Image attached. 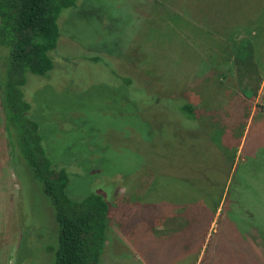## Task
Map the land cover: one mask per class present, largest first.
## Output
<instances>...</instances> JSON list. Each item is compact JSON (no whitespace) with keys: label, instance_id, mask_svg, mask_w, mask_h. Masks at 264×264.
<instances>
[{"label":"rangeland","instance_id":"1","mask_svg":"<svg viewBox=\"0 0 264 264\" xmlns=\"http://www.w3.org/2000/svg\"><path fill=\"white\" fill-rule=\"evenodd\" d=\"M259 1L78 0L61 14L55 67L28 74L25 98L43 145L69 172L72 198L108 202V229L125 243L110 233L117 260L200 264L220 237L221 255L206 264H238L247 251L264 264ZM1 135L0 264H54L51 199ZM194 212L192 241L179 250L171 234L189 228L181 218ZM189 247L193 260L182 252Z\"/></svg>","mask_w":264,"mask_h":264},{"label":"trees","instance_id":"2","mask_svg":"<svg viewBox=\"0 0 264 264\" xmlns=\"http://www.w3.org/2000/svg\"><path fill=\"white\" fill-rule=\"evenodd\" d=\"M77 3L78 0H0V105L8 148L11 157L16 146L21 148L51 199L60 238L54 264H99L109 225L110 206L102 195L91 193L82 199L69 195L70 174L65 167H58L45 149L39 123L30 116L31 104L24 93L28 74L46 77L55 67L51 52L60 40L61 14L67 8L78 6ZM259 3V8L264 6V0ZM182 108L188 119L196 120L192 105L185 104ZM187 217L181 220H186L189 228L171 234L179 250L187 247L185 243L190 245L191 231L195 230L190 228L197 220L196 212ZM220 244V237L209 243L200 264H206L212 255L219 257ZM182 252H189L193 260L192 254L196 251L192 252L189 247ZM217 262L222 264L220 260ZM238 264L263 263L253 251H247Z\"/></svg>","mask_w":264,"mask_h":264},{"label":"crops","instance_id":"3","mask_svg":"<svg viewBox=\"0 0 264 264\" xmlns=\"http://www.w3.org/2000/svg\"><path fill=\"white\" fill-rule=\"evenodd\" d=\"M1 118H2L3 124H4V119L2 117V108H1V105H0V146H1V136H2L1 133H2L3 130H4V133L6 135L5 127L2 128ZM6 144L8 146L7 137H6ZM112 232L117 236L116 239L118 238L119 241L123 245H125L121 232L115 231L113 229L110 231V229H107V239H106V242H105L103 254L101 256L102 260H101L100 264H128V263H125V262H123L121 260H117L118 258H120L119 255L121 254L120 253L121 252V248L118 247L117 245H115V246L113 245L115 243V240L112 241L110 239V237L112 236V235H110V233H112ZM8 250H9V246L4 248V252H6ZM115 254H117V255H115ZM146 262L147 263H143V264H153V263H151L150 260L146 261Z\"/></svg>","mask_w":264,"mask_h":264}]
</instances>
